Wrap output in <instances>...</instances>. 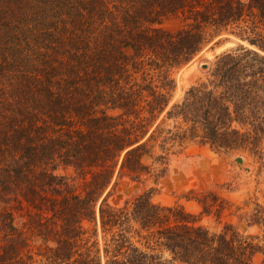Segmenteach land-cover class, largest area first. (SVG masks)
Returning a JSON list of instances; mask_svg holds the SVG:
<instances>
[{"label":"trees","instance_id":"trees-1","mask_svg":"<svg viewBox=\"0 0 264 264\" xmlns=\"http://www.w3.org/2000/svg\"><path fill=\"white\" fill-rule=\"evenodd\" d=\"M224 31L253 48L168 107L169 70ZM191 142L264 162V0H0V264H264L261 205L249 234L201 224L223 212L205 193L197 215L154 201ZM125 177L141 188L113 206Z\"/></svg>","mask_w":264,"mask_h":264},{"label":"rangeland","instance_id":"rangeland-1","mask_svg":"<svg viewBox=\"0 0 264 264\" xmlns=\"http://www.w3.org/2000/svg\"><path fill=\"white\" fill-rule=\"evenodd\" d=\"M181 25L180 17L170 16L160 27L175 31ZM239 44L253 48L234 34L224 31L214 37L189 63L180 68L170 69L168 76L169 80L173 81V89L168 107L177 103L190 86L206 78L218 54L234 49ZM203 51L212 53V57L208 58ZM194 60L195 64L186 75H183L181 73L183 67ZM203 64H206L207 68H201ZM66 173L69 174L70 171L67 170ZM151 186H153L151 181L145 184L146 189ZM156 187L158 190L153 199L163 206L179 205L197 215L200 208L195 198L201 193H205L209 204L221 205L223 212L220 218H217L215 211L212 210L209 216H203L201 219V224L210 231L218 232L222 229L223 223L230 222L243 233H258L257 227H247L240 219V216L251 211L255 204L264 208V162L257 160L247 151L223 153L216 152L208 146L188 143L181 153L170 157L165 173ZM139 188L141 185L131 182L129 178H122L111 190L107 200L113 206L121 205ZM97 240L101 245L102 234L99 228Z\"/></svg>","mask_w":264,"mask_h":264},{"label":"bare ground","instance_id":"bare-ground-1","mask_svg":"<svg viewBox=\"0 0 264 264\" xmlns=\"http://www.w3.org/2000/svg\"><path fill=\"white\" fill-rule=\"evenodd\" d=\"M247 45V44H246ZM216 51H218V50H216ZM202 53H205L206 54V56L208 57V58H211L212 57V53H210V52H206V51H203ZM195 64V60L192 62V63H190L189 65H186L185 67H183V69H182V71H181V73L183 74V75H186L188 72H189V70L192 68V66ZM185 77V76H184Z\"/></svg>","mask_w":264,"mask_h":264},{"label":"water","instance_id":"water-1","mask_svg":"<svg viewBox=\"0 0 264 264\" xmlns=\"http://www.w3.org/2000/svg\"><path fill=\"white\" fill-rule=\"evenodd\" d=\"M201 68H203V69H204V68H207V65H206V64H203V65L201 66ZM240 160H241V159L239 158L238 161H240Z\"/></svg>","mask_w":264,"mask_h":264}]
</instances>
